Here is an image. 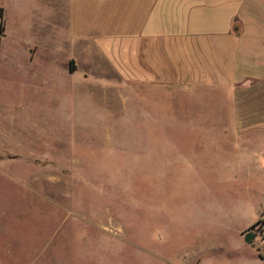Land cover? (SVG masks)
I'll list each match as a JSON object with an SVG mask.
<instances>
[{
	"label": "rangeland",
	"instance_id": "rangeland-1",
	"mask_svg": "<svg viewBox=\"0 0 264 264\" xmlns=\"http://www.w3.org/2000/svg\"><path fill=\"white\" fill-rule=\"evenodd\" d=\"M69 1L0 0V264H264V135L84 65L79 32L121 13Z\"/></svg>",
	"mask_w": 264,
	"mask_h": 264
},
{
	"label": "crops",
	"instance_id": "crops-1",
	"mask_svg": "<svg viewBox=\"0 0 264 264\" xmlns=\"http://www.w3.org/2000/svg\"><path fill=\"white\" fill-rule=\"evenodd\" d=\"M69 2L67 13L92 2L109 15L121 13L119 24L106 23L113 25L112 31L79 32L84 65L94 68L91 57L122 82L177 88L197 96L220 94L230 103V108L222 104L223 117L230 109L239 132L258 130L264 135V0ZM57 8L58 3L51 16L54 32L59 30ZM44 45L37 40L31 52ZM81 62L69 58L71 74Z\"/></svg>",
	"mask_w": 264,
	"mask_h": 264
},
{
	"label": "water",
	"instance_id": "water-1",
	"mask_svg": "<svg viewBox=\"0 0 264 264\" xmlns=\"http://www.w3.org/2000/svg\"><path fill=\"white\" fill-rule=\"evenodd\" d=\"M255 238V234L253 232H249L247 235H246V241L247 242H250L252 239Z\"/></svg>",
	"mask_w": 264,
	"mask_h": 264
},
{
	"label": "trees",
	"instance_id": "trees-1",
	"mask_svg": "<svg viewBox=\"0 0 264 264\" xmlns=\"http://www.w3.org/2000/svg\"><path fill=\"white\" fill-rule=\"evenodd\" d=\"M1 11H2V9H1ZM1 11H0V16L2 17V12ZM259 222H262V221L261 220L257 221L256 223L253 224V227H255V225H257V223H259Z\"/></svg>",
	"mask_w": 264,
	"mask_h": 264
}]
</instances>
